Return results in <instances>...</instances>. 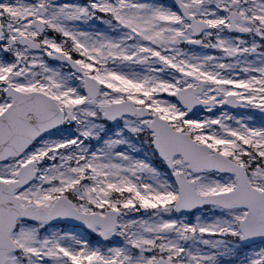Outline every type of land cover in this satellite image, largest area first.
Segmentation results:
<instances>
[{"label": "snow or ice", "instance_id": "snow-or-ice-1", "mask_svg": "<svg viewBox=\"0 0 264 264\" xmlns=\"http://www.w3.org/2000/svg\"><path fill=\"white\" fill-rule=\"evenodd\" d=\"M0 264H264V0H0Z\"/></svg>", "mask_w": 264, "mask_h": 264}]
</instances>
